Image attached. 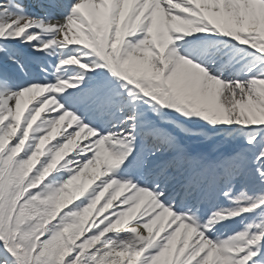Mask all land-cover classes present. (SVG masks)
<instances>
[{
	"label": "snow or ice",
	"instance_id": "snow-or-ice-1",
	"mask_svg": "<svg viewBox=\"0 0 264 264\" xmlns=\"http://www.w3.org/2000/svg\"><path fill=\"white\" fill-rule=\"evenodd\" d=\"M0 264H264V0H0Z\"/></svg>",
	"mask_w": 264,
	"mask_h": 264
}]
</instances>
